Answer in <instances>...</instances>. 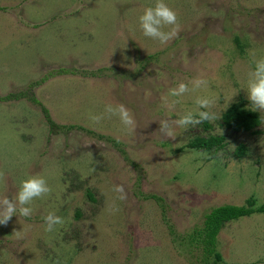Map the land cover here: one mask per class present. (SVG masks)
Listing matches in <instances>:
<instances>
[{"label": "rangeland", "instance_id": "1", "mask_svg": "<svg viewBox=\"0 0 264 264\" xmlns=\"http://www.w3.org/2000/svg\"><path fill=\"white\" fill-rule=\"evenodd\" d=\"M164 2L179 24L166 44L139 26L155 0H0V98L26 91L40 102L0 100V199L31 175L51 188L30 217L17 212L0 225V264H205L189 235L206 214L264 203V111L246 92L254 60L264 57V0ZM195 77L207 87L191 91ZM180 82L190 91L168 96ZM162 97L179 103L169 110ZM197 97L214 102L215 120L176 128L175 140L159 131L161 120L196 112ZM240 102L260 116L255 133L222 124ZM118 104L133 114L134 129L105 113ZM95 115L104 118L95 123ZM211 136L225 138L216 156L178 152ZM49 212L65 221L53 232L45 231ZM218 248L217 264H264V214L226 224Z\"/></svg>", "mask_w": 264, "mask_h": 264}, {"label": "clouds", "instance_id": "2", "mask_svg": "<svg viewBox=\"0 0 264 264\" xmlns=\"http://www.w3.org/2000/svg\"><path fill=\"white\" fill-rule=\"evenodd\" d=\"M140 29L144 36L153 40H158L161 44H166L176 36L179 30V24L176 12L171 9L164 0H155L153 6L146 7L138 18ZM169 28V31H164ZM192 85L191 91H196L207 87V80L202 77H195L190 81ZM190 91L188 84L180 82L177 86L169 90L168 96L182 97ZM247 98L251 107L257 111H264V57L254 60V68L247 74L246 81ZM162 102L169 110L175 108L179 103L178 100L169 101L168 97H162ZM197 111H186L179 118L173 120L171 124L168 120H161L159 123V131L166 137L175 140L176 128H186L189 125H196L203 121L215 120L216 113L210 111L214 102L207 97H197L194 101ZM199 109H209L208 111H200ZM105 113L110 116H117L120 122L127 128H135V120L133 114L123 104L116 106L107 105ZM104 117L102 115L91 116L90 119L98 123ZM114 191L119 193V199H126V192L123 185H116ZM46 179L40 175H31L20 182V186L15 195L9 199L7 196L0 199V225H7L17 212L21 217H30L33 209L32 203L36 199L43 198L50 194ZM45 223V231L53 232L56 226L63 225L64 219L54 212H49L43 217Z\"/></svg>", "mask_w": 264, "mask_h": 264}, {"label": "trees", "instance_id": "3", "mask_svg": "<svg viewBox=\"0 0 264 264\" xmlns=\"http://www.w3.org/2000/svg\"><path fill=\"white\" fill-rule=\"evenodd\" d=\"M150 58H153L151 56ZM108 69H104L106 71ZM87 71L84 70L85 74ZM75 73L70 69H64L60 71L59 74H68ZM94 76L97 73H93ZM44 79L43 81H45ZM41 81V82H43ZM39 82H35L31 85V88L41 86ZM30 100L32 103L39 105L40 102L37 97L31 92L28 93L26 91L20 92L18 95H9L4 98H0L2 101H9L12 99L21 100V99ZM43 113L45 117L48 119L50 126L53 128L55 124L52 122L50 118L49 111L43 109ZM222 124L227 129L240 133H255V129H257L261 124L260 116L250 110H247L243 103L232 105L222 116ZM75 126L67 127L66 129H75ZM81 130H84L82 127H77ZM90 133V132H89ZM92 134V133H91ZM226 147L225 138L218 136H211L209 138L196 137L192 141L189 142L182 149H178V152H182L186 148L203 150L207 153L212 152L213 156L223 150ZM245 147L244 145H240L235 151V155L239 158H242L245 155ZM149 198L153 200H161L156 195H149ZM91 198V196H90ZM255 214H264V203L258 205L255 200H248L247 204L244 206H236V205H222L218 207H214L210 210L208 214L205 216V221L203 223V227H198L193 231L192 234L189 235L190 238V247L192 248L193 244H201L203 248V261L205 264H217L221 260V253L218 248V238L219 234L223 230L226 224L238 221L242 218L251 217Z\"/></svg>", "mask_w": 264, "mask_h": 264}]
</instances>
